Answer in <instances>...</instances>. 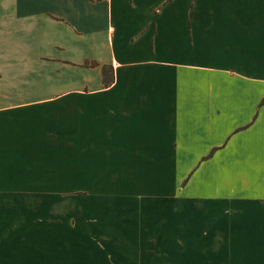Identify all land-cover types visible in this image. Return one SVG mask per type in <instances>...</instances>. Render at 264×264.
Masks as SVG:
<instances>
[{
  "label": "crops",
  "instance_id": "obj_1",
  "mask_svg": "<svg viewBox=\"0 0 264 264\" xmlns=\"http://www.w3.org/2000/svg\"><path fill=\"white\" fill-rule=\"evenodd\" d=\"M113 181L80 220L60 188ZM151 238L264 264V0H0V264H143Z\"/></svg>",
  "mask_w": 264,
  "mask_h": 264
},
{
  "label": "rangeland",
  "instance_id": "obj_2",
  "mask_svg": "<svg viewBox=\"0 0 264 264\" xmlns=\"http://www.w3.org/2000/svg\"><path fill=\"white\" fill-rule=\"evenodd\" d=\"M67 185V187L63 186L60 187L61 189H68L72 190L74 192V196H77L78 200V208H79V220L82 216L86 217L88 214L84 213L83 210L87 206H90L91 203L95 206V209L98 212H103L104 208H108L111 204L109 203L110 200L109 197H106V195H114L119 192L118 188V182H69L64 183ZM111 186V189H107V187ZM90 198L93 202H88L87 199ZM87 205V206H86ZM75 206V203L69 198L65 197L64 201H62L60 204L54 206V210L59 212L58 210L62 211H69L71 208ZM120 215H117L118 218ZM123 216V215H121ZM122 218H120L121 220ZM151 243L148 245H128L127 248L130 251L138 252L140 256L143 258L144 262L143 264H150L147 262V260L157 259L160 260L161 263L164 262V264H180V255H177L176 252L180 250L179 246L174 247H168L165 245V243L161 245L155 244L156 239L151 238ZM118 250V256L116 257H123L122 250H119L120 247L116 248ZM176 249V250H175ZM115 255V254H114ZM114 255H111V264H122L119 262L118 259L115 258Z\"/></svg>",
  "mask_w": 264,
  "mask_h": 264
},
{
  "label": "trees",
  "instance_id": "obj_3",
  "mask_svg": "<svg viewBox=\"0 0 264 264\" xmlns=\"http://www.w3.org/2000/svg\"><path fill=\"white\" fill-rule=\"evenodd\" d=\"M81 66L87 68L100 67L104 87H109L114 81V69L111 64H100L96 60H85Z\"/></svg>",
  "mask_w": 264,
  "mask_h": 264
}]
</instances>
